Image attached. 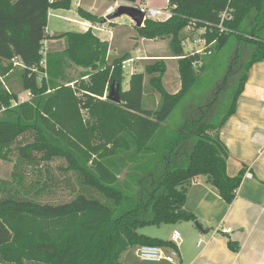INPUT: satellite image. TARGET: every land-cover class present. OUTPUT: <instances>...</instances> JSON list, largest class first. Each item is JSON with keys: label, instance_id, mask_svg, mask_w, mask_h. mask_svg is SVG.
<instances>
[{"label": "trees", "instance_id": "trees-1", "mask_svg": "<svg viewBox=\"0 0 264 264\" xmlns=\"http://www.w3.org/2000/svg\"><path fill=\"white\" fill-rule=\"evenodd\" d=\"M72 1L0 0V111L4 110L0 113V157L6 158L2 148L13 145L19 155L13 183L1 185L3 264H125L124 254L141 245L169 249L174 247L171 241L145 235L140 228L197 221L185 205L189 187L199 176L206 177L220 196L232 203L246 175L245 167L237 175L228 174L230 152L221 139V129L236 112L251 67L264 60V0H169V18L146 19L137 27L143 38L169 40L182 81L176 93L169 92L163 83L165 59L147 65L144 72L133 73L125 90L122 61L126 57L108 63L109 42L94 35L91 28L57 35L66 37L67 45L44 57V42L56 37L47 31L49 14L53 9L69 10ZM228 6L234 8V18L221 30V14ZM77 11L93 24L104 21L81 6ZM203 28L200 37L211 48H221L231 38L238 44L255 43L228 108L218 118L215 107L229 82L227 76L207 97L192 95L197 86L194 65L204 57L187 52L184 41ZM186 29L190 30L187 35ZM67 59L90 68L88 80L76 87L80 96L69 86L58 84L66 78ZM13 75L31 94L29 101L16 106L13 103L20 102L18 94L4 83ZM146 76L160 94L155 110L143 107ZM107 85L109 93L104 98ZM112 85L120 86L119 103L110 100ZM65 90H71L66 99L69 107L77 113L83 107L90 119V127L76 142L43 125L42 114L52 112L48 104ZM196 98L201 100L197 103ZM182 103L183 120L171 124L170 116ZM57 157L67 161L65 170L75 173L79 190L68 201H43L41 196L50 191L52 179L44 173L26 180L23 167H36ZM124 170L126 177L120 179ZM25 217L50 226L23 228L20 223ZM58 221L68 224L59 231L51 228ZM228 245L239 250L233 240Z\"/></svg>", "mask_w": 264, "mask_h": 264}, {"label": "crops", "instance_id": "crops-1", "mask_svg": "<svg viewBox=\"0 0 264 264\" xmlns=\"http://www.w3.org/2000/svg\"><path fill=\"white\" fill-rule=\"evenodd\" d=\"M168 1L157 5L156 0H137L138 3H147L161 9L170 8ZM123 2L127 3L123 0H104L103 4L97 6L98 0H76L69 10H51L47 31L51 36L55 33L86 32L90 28L96 32L94 25L97 23L93 24L80 17L77 8L81 6L105 18L103 23L108 30L99 31L105 33L108 42L111 41L112 45L121 43L124 38L129 37L130 32L113 14ZM110 22L117 25L109 28ZM68 25L71 26L70 29L67 28ZM153 41L155 40L141 37L135 42L139 43L136 49L141 51L142 48L147 52L145 49L148 42ZM173 59L178 60L177 57ZM221 139L230 152L228 174L237 175L244 167L246 172L250 171L252 174L244 176L234 201L226 202L206 177L199 176L189 187L185 205L188 211L197 216L196 222L151 225L139 230L150 237L167 241H171L174 230H179L183 242L176 261H142L133 249L136 260L129 250L123 256L125 264H264V60L251 67L245 87L238 97L236 112L221 129ZM152 226L158 229L147 231L146 228ZM226 227L233 231L216 233L217 228ZM229 240L238 243V251L230 249Z\"/></svg>", "mask_w": 264, "mask_h": 264}, {"label": "rangeland", "instance_id": "rangeland-1", "mask_svg": "<svg viewBox=\"0 0 264 264\" xmlns=\"http://www.w3.org/2000/svg\"><path fill=\"white\" fill-rule=\"evenodd\" d=\"M72 2L74 4L76 0H73ZM103 2L104 0H98L97 6H100V4H103ZM137 3L138 2H136L135 4ZM164 3H166V0H156L157 5H162ZM120 5L133 6L128 2H123ZM119 7L120 6L115 9V12L113 14L114 16L119 13ZM115 18H119V21L125 24L124 26L128 27L127 29L130 32L129 37L124 38L125 40L123 39V42L121 43L115 42L116 44L112 45L111 41H109V52L106 58L108 63H112L116 59H123V57H126L125 60L122 61V68L124 72V81L122 87L125 90L129 88V80L133 73L144 72L147 65L152 64L157 59H165L167 71L163 78L164 86L171 93L178 92L182 87V81L179 73L178 60L173 59L174 56H172L171 54L168 39H157L153 42H148V46L145 49L147 50V52L145 51L146 53L142 48L141 51L137 50L136 48L139 43L135 42L136 40H140L141 38L137 29V27L140 26H137L134 22L132 23L131 18L125 14L117 15ZM52 19H54V17ZM166 19L167 18H165L164 20ZM103 22L104 21H102L101 23ZM116 25L117 24L110 22L109 28H113ZM52 27L54 28L53 23ZM67 28L70 29L71 26L68 25ZM186 30L187 31H185V35L189 34L190 31L189 29ZM204 31L205 30L203 28L194 35V38L191 39L189 37L184 41L187 52L191 53L194 50H200L202 58L204 57L200 61V63H196L194 65L196 67L195 69L197 73V86L192 90V95H195L197 97L200 96L201 98L207 97L208 94L211 93V90H215L227 76L229 78V82L225 90L220 94L219 102L215 107V111L217 112L216 115L218 118L228 108L231 93L236 88V82L239 80L241 74L243 73L244 63L251 57V53L255 48V43L238 44L236 38H231L229 42L221 48L217 47L216 45H213L212 48H208V45L206 46L205 41H203L204 38L200 37L201 33H203ZM101 33L102 32L99 30L93 32V34L97 35L101 40H107L105 33H102L103 35H101ZM60 34L61 33H55L56 37L47 39L44 42V57H46L49 51H60L65 48V46L67 45L66 37L57 36ZM113 37L114 35L112 36V38ZM147 54L148 56H146ZM70 60L67 59L65 68L66 78L63 80H59L58 84L69 86L74 91V95L80 96L81 92L79 89L76 90V87L80 86V83L82 81L88 80V76L86 75L90 71V68H86L83 65L77 64L76 62ZM200 65H204L203 68H201ZM233 69L234 73H232ZM41 77L48 78L46 74H44V76L42 74ZM4 83L9 89H11V91L18 94L19 98L21 99L20 102L13 103V106L29 101V99L31 98L30 92L23 89L17 75H13L10 80ZM108 88L109 86L107 85L104 98H106V95L109 93ZM214 90L212 91L214 92ZM50 91L51 90H48L47 93H49ZM68 96H71V90L62 91V93L58 95L59 99L57 101L50 102L48 104V108H51L52 112H50V114L48 112H44V114H42L44 119L43 125L46 129L53 130V132H55L59 136L69 139L70 142H76V137L81 133L83 134V130L85 128H87L88 126L90 127V124H88L90 119L88 112L83 107L80 108V113H77L76 109H71L69 107L66 100ZM159 100L160 94L151 87L149 83V76H146L143 100L144 109L155 110L158 107ZM200 100V98H196L195 102L198 103ZM184 103L176 108V110L170 116L169 122L171 124L178 122L180 118L183 120L184 117L182 115L181 108L183 107ZM2 111H0V113ZM1 150V153L5 155L6 158L0 157V195L2 194L1 185H3L5 181H7V183H13L14 169L19 157L15 145H13L12 147H4ZM67 165L68 163L64 158L57 157L48 163H41L36 167L31 164H25L23 170L26 175V180H28L29 177L32 180L34 177H36V175H39V177H41L40 175L44 176V173H46L45 176H48V179H52L53 186L50 187V191H47V193L41 196V199L43 201L50 202H63L73 198L76 192L79 190V184L75 173L67 172L65 170V167H67ZM41 170L42 172H40ZM126 171L127 170H124V172L120 175V179H124L126 177ZM20 224L23 228L45 227L46 229H48L50 226L47 222L40 219H35L33 217L22 218ZM67 224L68 221H58L56 223H52L51 228L59 231L63 227H66ZM146 229L147 231H155L158 228L152 226V228ZM130 251L133 254V249H130ZM134 259L136 260L135 256ZM0 264L3 263L0 262Z\"/></svg>", "mask_w": 264, "mask_h": 264}, {"label": "built area", "instance_id": "built-area-1", "mask_svg": "<svg viewBox=\"0 0 264 264\" xmlns=\"http://www.w3.org/2000/svg\"><path fill=\"white\" fill-rule=\"evenodd\" d=\"M79 4V2H78ZM134 7H137L145 16L146 19H154V20H164L165 18H168L171 16V10L169 7L161 9L153 7L147 3H130ZM168 5H170V1H168ZM234 8L231 6H228L221 14V21H220V29L226 30V22L230 21L234 18ZM97 23L94 25L97 30H108L105 23ZM202 40V39H200ZM205 41V45L207 46V41ZM210 45H208V48ZM200 53V50H194L192 53ZM44 53V50H43ZM45 63V61L43 62ZM21 100V99H20ZM246 175L251 176V172L247 171ZM233 231L232 228L226 227V228H217L216 233H231ZM172 243L174 244V247H170L169 249L163 246L158 245H141L135 249V254L137 257L142 261H148V262H157L162 259L167 260L169 262H175L177 256L180 252V246L183 242L182 235L179 230H174L171 238Z\"/></svg>", "mask_w": 264, "mask_h": 264}, {"label": "water", "instance_id": "water-1", "mask_svg": "<svg viewBox=\"0 0 264 264\" xmlns=\"http://www.w3.org/2000/svg\"><path fill=\"white\" fill-rule=\"evenodd\" d=\"M119 9L120 10H119V13H117V15H124V14L128 15L137 26L144 25L145 16L137 7L130 6V5H120ZM109 97H110V100L114 102L119 103L121 101L119 85L116 88H115V85H112Z\"/></svg>", "mask_w": 264, "mask_h": 264}]
</instances>
